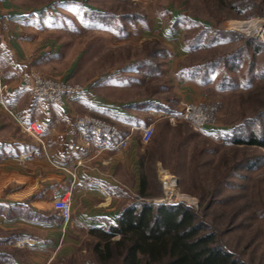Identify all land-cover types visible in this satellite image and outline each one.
Listing matches in <instances>:
<instances>
[{"label":"crops","instance_id":"1","mask_svg":"<svg viewBox=\"0 0 264 264\" xmlns=\"http://www.w3.org/2000/svg\"><path fill=\"white\" fill-rule=\"evenodd\" d=\"M68 3L76 0H0V85L6 87L0 97V264H74L89 231L114 223L131 194L156 197L146 169L158 163L159 152L153 141L141 142L140 128L155 130L172 105L116 97V78L93 72L80 78L84 54L59 38L67 30L62 21ZM183 48L180 56L186 55ZM177 60L169 66L171 82L181 87L178 108L210 103L209 87L183 75ZM18 70L78 83L86 92L55 107L24 89ZM83 115L114 124L115 142L129 137L127 147L95 155L94 139L70 134L75 117ZM29 122L40 125V139L23 130ZM216 130L205 128L203 134ZM61 197L71 203L65 231L53 210Z\"/></svg>","mask_w":264,"mask_h":264},{"label":"rangeland","instance_id":"2","mask_svg":"<svg viewBox=\"0 0 264 264\" xmlns=\"http://www.w3.org/2000/svg\"><path fill=\"white\" fill-rule=\"evenodd\" d=\"M232 1L243 0H76L63 7L68 18L62 26L67 30L59 38L84 54L80 78L90 72L116 78L112 85L119 89L114 91L116 97L169 102L172 114L179 111L181 87L171 82L169 61L178 58L181 69L202 65L252 39L238 32L243 30V22L264 19V0H253V6L240 11L233 8ZM108 16L112 26L106 24ZM203 29L205 34L188 47L187 39L197 37ZM221 31L228 36L208 42L213 32ZM231 35L240 39L233 41ZM182 47L185 56L177 53ZM263 58L256 54L252 70L243 65L241 73L234 75L233 88H220L217 72L201 84L209 87L211 102L207 105L217 114L215 134L196 133L188 124H171L166 118L157 125L149 142L159 152L158 163H147L146 169L156 197L142 199L137 194L147 203L183 205L204 215L218 230L222 243L241 252L249 264H264V149L236 144L230 135L243 119L264 110V73L258 77ZM145 62L151 67L140 68ZM169 178L175 184L174 195L196 203L194 207L186 205L189 202L176 204L175 196L169 197ZM161 200L164 202L159 203ZM93 242L91 236L83 240L74 264L92 263Z\"/></svg>","mask_w":264,"mask_h":264},{"label":"trees","instance_id":"3","mask_svg":"<svg viewBox=\"0 0 264 264\" xmlns=\"http://www.w3.org/2000/svg\"><path fill=\"white\" fill-rule=\"evenodd\" d=\"M252 1H232L231 5L240 11L245 6H253ZM107 19L106 24L112 26L113 20L109 16ZM205 32L203 29L197 37L187 39L186 45L194 46ZM225 36L228 34L223 31L213 32L208 42H216ZM231 37V40L239 38L236 35ZM256 54L264 57V46L257 40L247 39L242 47L202 65L183 67L181 71L190 80L198 79L200 84L208 83V77L217 72L218 86L233 88L234 75L241 73L243 65L248 70L254 69ZM142 66L151 67L149 62L139 65ZM258 70L261 78L264 58ZM230 136L236 144L264 149V110L243 119L232 128ZM140 196L145 199L142 194ZM132 199L120 209L114 223L89 231V236L94 239L91 264H249L241 252L222 243L218 230L205 220L204 215L198 216L183 205H155Z\"/></svg>","mask_w":264,"mask_h":264},{"label":"built area","instance_id":"4","mask_svg":"<svg viewBox=\"0 0 264 264\" xmlns=\"http://www.w3.org/2000/svg\"><path fill=\"white\" fill-rule=\"evenodd\" d=\"M242 24H245L241 32L248 38H252L260 42L264 46V19L251 18ZM237 31L236 29H234ZM17 74L22 79V87L32 94V96L39 101L53 105L55 107H61L64 104L65 98H71L74 96H82L85 94V88L78 85L66 84L62 81L48 79L39 76L36 73H30L28 76L21 75V71L18 70ZM4 85H0V97L5 90ZM216 111L214 107L210 105H198L194 103H183L179 111L168 114L165 118L171 123L184 122L189 125L192 131L203 134L205 128L215 129L216 126ZM23 130L32 137L40 139L42 129L39 124L35 122H29L22 125ZM142 143H147L151 139L154 128L149 125L144 128H140ZM118 129L114 124H111L105 120H102L95 116L83 115L77 116L74 119L73 127L70 129L71 135H77L84 139H94L93 141V153L98 155L104 150H118L124 149L129 143V137H124L119 142H115ZM80 164V163H79ZM138 200H141L139 196L133 194ZM175 196V195H174ZM171 197V195L169 196ZM176 204L186 203L194 207L196 203L188 201L186 198L175 196ZM164 201H159L163 203ZM175 204V203H173ZM53 210L59 218L62 226V230L65 231L71 223V203L68 198H57L53 202Z\"/></svg>","mask_w":264,"mask_h":264},{"label":"bare ground","instance_id":"5","mask_svg":"<svg viewBox=\"0 0 264 264\" xmlns=\"http://www.w3.org/2000/svg\"><path fill=\"white\" fill-rule=\"evenodd\" d=\"M175 184H174V181L172 179H168V182H167V188H166V192L167 194L170 196H174V192H175ZM188 200V199H187ZM189 201V200H188Z\"/></svg>","mask_w":264,"mask_h":264}]
</instances>
